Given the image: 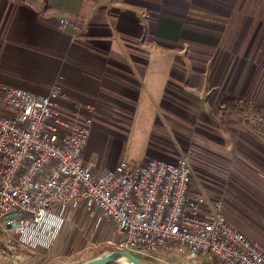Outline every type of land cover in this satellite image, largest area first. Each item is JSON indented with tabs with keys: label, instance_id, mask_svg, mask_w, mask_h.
Segmentation results:
<instances>
[{
	"label": "crops",
	"instance_id": "1",
	"mask_svg": "<svg viewBox=\"0 0 264 264\" xmlns=\"http://www.w3.org/2000/svg\"><path fill=\"white\" fill-rule=\"evenodd\" d=\"M209 18L224 20V27L194 24ZM62 19L69 22L65 28ZM226 35L237 38L230 45L216 43V36ZM152 40L159 61L152 59ZM168 47L179 51L174 62L162 59ZM188 49L191 55H185ZM217 52L227 54L221 60ZM158 75L163 99L169 82L194 96L192 104L181 96L168 104L175 111L167 106L168 117L177 118H167L163 127H172L183 143L186 126L202 142L197 146L208 153L214 175L206 173L212 183L201 190L213 200L224 196L227 212L228 164L241 173L258 164L263 175L264 143L254 126L213 115L210 101L230 95L264 106V0H0V83L45 95L64 78L58 106L71 122L94 118L108 102L127 109L121 101L137 99L147 79L153 83ZM159 147L147 160L180 158ZM197 167L202 166L194 162L196 175ZM50 230L46 226L37 234Z\"/></svg>",
	"mask_w": 264,
	"mask_h": 264
},
{
	"label": "built area",
	"instance_id": "2",
	"mask_svg": "<svg viewBox=\"0 0 264 264\" xmlns=\"http://www.w3.org/2000/svg\"><path fill=\"white\" fill-rule=\"evenodd\" d=\"M60 22L63 28L69 24L65 19ZM63 97L59 85L45 95L13 86L0 89L4 236L16 232L31 237L46 226L60 228L67 212L97 210L99 222L107 220L114 228L119 240L113 245L120 251L176 252L187 258L206 255L220 264H264V246L229 221L224 200H213L196 188L189 155L141 164L123 160L96 173L84 156L94 118L67 120L58 106ZM252 112L249 108L239 114ZM16 214L23 217L5 221ZM16 222L18 228L7 229Z\"/></svg>",
	"mask_w": 264,
	"mask_h": 264
},
{
	"label": "rangeland",
	"instance_id": "3",
	"mask_svg": "<svg viewBox=\"0 0 264 264\" xmlns=\"http://www.w3.org/2000/svg\"><path fill=\"white\" fill-rule=\"evenodd\" d=\"M254 7L255 5H253ZM193 20L189 19L188 24H193L191 23ZM224 22L222 19L209 18L199 19L194 24L202 23L221 28L224 27ZM252 25L254 26V24ZM188 38L192 44L194 40L191 37ZM236 38V36L226 35L216 36L215 40L216 43L221 42L230 45V43L235 42ZM247 38L249 43L253 37L248 36ZM152 42V59L159 61L160 54L156 50L157 43L155 40ZM167 51L165 56L161 54L162 59H166L169 63L176 61V55L179 54L177 47H168ZM191 52L188 49L185 55H191ZM226 54L217 52L216 57L222 60ZM155 58L159 60H155ZM160 77L159 75L155 79L151 77L153 83H149L150 81L147 79L144 88L140 89L137 99L122 100V103L127 104V109L112 102H108L100 109L98 108L100 113L95 115L94 122L90 127L91 135L86 154H84L85 159L93 166L96 173H102L114 168L123 160L137 164L144 163L150 155L157 153L156 148H160L159 146L166 147L170 153L173 152L180 158L189 155L191 166H194V162L202 166L197 167V175L195 173L196 188L207 195L201 190L204 184L212 183L209 180L210 176L206 173L209 174L210 172L212 176L214 175L210 170V165H208V153L197 146L200 141L197 140L198 138L193 139V134L188 127L183 126L188 129V138L182 136L185 139L183 143L177 141L178 135L172 133V127H163L167 118H177L175 116L168 117L167 109L175 112L170 108L172 105L168 104L175 103L178 96H181L182 101L188 104L196 101L190 92L181 91L178 85L171 82L168 84L167 96L163 99L160 94L163 80ZM64 81V78L60 80L59 85L64 86ZM3 87L5 86L0 83V89ZM71 93L80 99L85 96V94L75 91H71ZM210 107L213 115L227 119V117L222 116L223 107L218 101H210ZM238 110L241 111L242 108L239 107ZM239 118L248 128L254 126L255 129L251 128V130L255 131V135L264 143V124L257 119L256 115L253 113L249 115L239 114ZM262 122L264 123V120ZM188 125L190 126V123ZM168 136H170V140ZM190 145L193 149L190 148ZM195 155L200 156V159H195ZM228 165L227 212L225 209L228 219L250 239L259 241L264 246V174L256 171L257 167H261L258 164H253V167L249 165L248 171L241 173L232 169L231 163ZM211 167L213 166L211 165ZM214 199H223L224 208H226L224 196H217ZM100 216L97 210L85 211L80 209L67 212L60 229L53 227L48 235L44 234L40 238L37 233L30 237L16 232H13L8 238L0 232V264H86L108 253L118 251L117 247L113 245L119 240V238L115 239L114 237V228L107 220L99 222ZM33 228L30 227V229ZM10 247H14L13 250H9ZM135 256L144 264H220L206 255L187 258L185 255L176 254V252H165L160 255L137 252Z\"/></svg>",
	"mask_w": 264,
	"mask_h": 264
},
{
	"label": "trees",
	"instance_id": "4",
	"mask_svg": "<svg viewBox=\"0 0 264 264\" xmlns=\"http://www.w3.org/2000/svg\"><path fill=\"white\" fill-rule=\"evenodd\" d=\"M220 104H221V107H223L222 108L223 117L237 118V120L239 119L241 121V119L239 118L240 111L238 110V108L240 107L242 108L243 111H246L247 109L252 108L253 110L252 113L256 115L257 119H259L260 121L264 120V106L261 104H256L253 102H249L247 100H241L238 97L230 96V95H224L220 101ZM226 111L228 113H225ZM226 114L228 116H226ZM258 124L261 125L260 123Z\"/></svg>",
	"mask_w": 264,
	"mask_h": 264
},
{
	"label": "water",
	"instance_id": "5",
	"mask_svg": "<svg viewBox=\"0 0 264 264\" xmlns=\"http://www.w3.org/2000/svg\"><path fill=\"white\" fill-rule=\"evenodd\" d=\"M22 217H23L22 214L11 215V216H8L5 219V221L18 220V219H20ZM19 226H20V222H16L14 224L8 225L7 229L18 228ZM122 260H128L132 264H144L135 255H133V254H131L129 252L120 251V250L108 253V254L96 259L95 261L89 262V263H86V264H113V263L120 262Z\"/></svg>",
	"mask_w": 264,
	"mask_h": 264
},
{
	"label": "bare ground",
	"instance_id": "6",
	"mask_svg": "<svg viewBox=\"0 0 264 264\" xmlns=\"http://www.w3.org/2000/svg\"><path fill=\"white\" fill-rule=\"evenodd\" d=\"M120 262H122L123 264H132V263L129 262L128 260H122V261H120Z\"/></svg>",
	"mask_w": 264,
	"mask_h": 264
}]
</instances>
